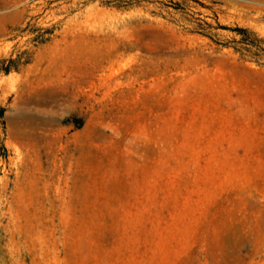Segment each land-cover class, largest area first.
Returning <instances> with one entry per match:
<instances>
[{
  "label": "rangeland",
  "instance_id": "rangeland-1",
  "mask_svg": "<svg viewBox=\"0 0 264 264\" xmlns=\"http://www.w3.org/2000/svg\"><path fill=\"white\" fill-rule=\"evenodd\" d=\"M0 264H264V0H0Z\"/></svg>",
  "mask_w": 264,
  "mask_h": 264
},
{
  "label": "trees",
  "instance_id": "trees-1",
  "mask_svg": "<svg viewBox=\"0 0 264 264\" xmlns=\"http://www.w3.org/2000/svg\"><path fill=\"white\" fill-rule=\"evenodd\" d=\"M2 110H3V108H2V107H0V112H2Z\"/></svg>",
  "mask_w": 264,
  "mask_h": 264
}]
</instances>
